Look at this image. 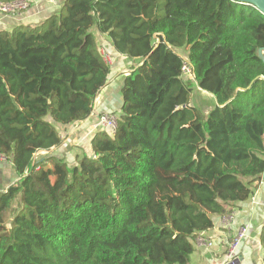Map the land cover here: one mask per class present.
I'll return each mask as SVG.
<instances>
[{"label": "trees", "instance_id": "obj_1", "mask_svg": "<svg viewBox=\"0 0 264 264\" xmlns=\"http://www.w3.org/2000/svg\"><path fill=\"white\" fill-rule=\"evenodd\" d=\"M100 47L128 62L115 133L58 154L107 85ZM259 49L264 15L232 0H62L0 29V264H189L264 174Z\"/></svg>", "mask_w": 264, "mask_h": 264}, {"label": "crops", "instance_id": "obj_2", "mask_svg": "<svg viewBox=\"0 0 264 264\" xmlns=\"http://www.w3.org/2000/svg\"><path fill=\"white\" fill-rule=\"evenodd\" d=\"M27 1L31 5L26 11L13 15L0 13V29L10 28L13 25L34 24L44 21L57 9L62 0ZM97 39H99V44L102 42L101 45L104 42L109 43L103 35L97 36ZM112 55L115 58V64L110 70L106 87L97 96V105L94 107L92 115L83 123L68 125L60 133L63 139L62 152L56 153L74 156L77 152V147L80 144L85 145L88 143L92 133L96 130L95 123L98 116L101 113L114 112L120 108V87L128 70V62L113 51ZM192 86L196 87L195 83ZM207 100V104L210 106L213 103V99L207 98ZM42 153L39 152L38 155L40 156ZM15 181L12 163L8 159H0V189L7 188ZM229 212L226 216L214 219L215 225L211 231L199 235V237L207 240V244L210 243L211 245L209 247L196 245L189 264H218L237 228L244 224L248 225V230L246 238L238 248L239 264H262L258 235L260 226L264 221V174L261 176L258 186L254 188L249 200L245 203L234 204Z\"/></svg>", "mask_w": 264, "mask_h": 264}, {"label": "built area", "instance_id": "obj_3", "mask_svg": "<svg viewBox=\"0 0 264 264\" xmlns=\"http://www.w3.org/2000/svg\"><path fill=\"white\" fill-rule=\"evenodd\" d=\"M29 4L30 3L27 0H17L9 4H0V13L12 14L14 12L26 11L29 8ZM99 53L103 61L108 65L109 69L111 70L115 64V58L112 55L108 54L106 50L103 49L102 47H100ZM181 73L183 76L187 78V80L190 83H193L191 66L186 60L182 61ZM96 105H97V98L93 102L92 112ZM95 128L104 129L108 131L109 134L113 135L116 130V115L109 112L101 113L97 118V121L95 123ZM2 158L3 157L0 156V159ZM247 230H248V225L246 224L241 225L237 228L236 232L228 242L224 250L222 259L218 262V264L240 263L238 256V248L242 243V241L246 238ZM196 241L197 243H200V245L198 246L209 247L211 245L210 243L207 244L206 243L207 240H205L203 237L196 238Z\"/></svg>", "mask_w": 264, "mask_h": 264}, {"label": "water", "instance_id": "obj_4", "mask_svg": "<svg viewBox=\"0 0 264 264\" xmlns=\"http://www.w3.org/2000/svg\"><path fill=\"white\" fill-rule=\"evenodd\" d=\"M232 1L238 4L250 5L264 15V0H232ZM257 54L260 60L264 63V56L262 55V49H259Z\"/></svg>", "mask_w": 264, "mask_h": 264}, {"label": "rangeland", "instance_id": "obj_5", "mask_svg": "<svg viewBox=\"0 0 264 264\" xmlns=\"http://www.w3.org/2000/svg\"><path fill=\"white\" fill-rule=\"evenodd\" d=\"M30 5L31 4H29V7H30ZM15 13V12H14ZM14 13H12V14H4V15H13ZM20 13V12H19ZM193 84V83H192ZM204 94V93H203ZM204 95H206L207 96V94H204ZM193 102H194V105L195 106H197L200 110H202V108L203 107H205V106H207L206 104H205V99L203 98V97H199L198 95H197V92L195 91L194 93H193ZM0 190H2V189H0ZM226 221H227V219H226ZM225 221V222H226ZM195 245H200V243H197V241H195Z\"/></svg>", "mask_w": 264, "mask_h": 264}, {"label": "clouds", "instance_id": "obj_6", "mask_svg": "<svg viewBox=\"0 0 264 264\" xmlns=\"http://www.w3.org/2000/svg\"><path fill=\"white\" fill-rule=\"evenodd\" d=\"M194 83V82H193ZM192 84V83H191Z\"/></svg>", "mask_w": 264, "mask_h": 264}]
</instances>
